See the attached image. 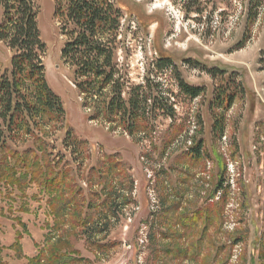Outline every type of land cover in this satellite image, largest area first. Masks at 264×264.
I'll return each instance as SVG.
<instances>
[{"label":"rangeland","instance_id":"obj_1","mask_svg":"<svg viewBox=\"0 0 264 264\" xmlns=\"http://www.w3.org/2000/svg\"><path fill=\"white\" fill-rule=\"evenodd\" d=\"M201 1L202 13L187 14L183 0H122L127 11L117 33V78L125 85V98L137 85L151 96L146 111L152 132L131 134L116 122L89 119L92 103L83 105L73 70L62 58L66 37L53 17L54 0H37L47 42L46 80L61 98L71 129L89 148L61 145L64 124L47 127V159L67 171L65 195L79 201L70 203L62 217L57 203L49 202L52 195L28 174L21 189L0 170L5 264H27L40 251L46 255L50 245L61 239L71 244L74 237L69 249L78 251L77 264H264V0ZM3 19L0 2V25ZM161 52L174 66L156 68ZM12 55L0 41V73ZM181 80L201 87L199 97L181 91ZM227 90L236 93L228 109L215 101ZM156 96L173 113L153 109ZM173 125L185 126L184 131L168 143ZM200 139L206 162L196 167L182 161L180 154ZM31 144L29 139L20 146ZM215 151L226 161L224 170L213 158ZM116 153L124 171L100 178L106 157ZM221 176L224 188L213 199L227 193L223 223L204 233L201 223L186 235L172 207L180 204L178 214L206 206ZM85 215L92 218L88 228L77 224ZM99 242L115 244L99 249Z\"/></svg>","mask_w":264,"mask_h":264},{"label":"trees","instance_id":"obj_2","mask_svg":"<svg viewBox=\"0 0 264 264\" xmlns=\"http://www.w3.org/2000/svg\"><path fill=\"white\" fill-rule=\"evenodd\" d=\"M183 1L184 6L188 5L185 6L187 14L204 11L201 0ZM0 2L4 7L0 41L13 52L9 66L0 73V170L3 168L7 170L6 176L19 184L21 189L25 188L22 186L25 182L24 177L28 174L43 192L52 195L49 202L53 207L55 202L57 203V214L62 217L70 203L77 205L79 201L76 200V196L69 198L65 195L63 188L70 185L67 184V171L57 170V164L47 159L45 153L46 139L49 136L47 127H58L60 124L67 127L61 142L65 147L88 151L89 144L71 129L67 121L68 113L61 98L53 92L46 80L44 58L47 53V42L41 34L40 6L37 0ZM54 5L53 17L61 23L60 33L66 37L61 49L62 58L73 70V80L79 93L85 97L83 105L92 103L93 109L90 111L89 119L102 118L105 121L116 122L131 134L138 131L151 133L153 127L146 111L151 96L144 91L143 85H137L127 91L128 97L125 98L123 96L125 85L117 78L119 65L115 61L116 41L122 25L123 12L127 11L126 5L122 0H54ZM243 45L244 41L238 47L243 48ZM173 62L168 53L161 52L154 64L157 69L165 70L169 66H174ZM147 87L152 89L149 82ZM180 87L181 91L191 97H199L202 92L201 87L190 86L184 80H181ZM228 90L224 91V95L218 93L215 98L217 105H224L226 109L231 106L236 95L235 91L229 93ZM156 107L173 113L172 107L167 106L161 96H156L153 101V109ZM184 127L173 125L171 132L166 133L165 141L171 143L184 131ZM215 128L220 127L217 124ZM29 139L33 140L34 144L23 149L20 145ZM204 142L200 139L194 146L181 153L180 159L192 166L200 167L207 160L202 153ZM214 156L221 170H224L226 167L224 157L218 151L214 152ZM118 158L117 153L106 157L108 159V167L104 172L106 175L99 172L100 178L108 179L109 173L118 168L120 173L124 171L126 164ZM18 173L20 175L14 180V175ZM223 188L221 176L215 191L211 194L212 201L206 206L178 214L180 204L172 207V215H176V224L182 226L186 235L193 234L201 223L203 233L210 226L223 223L227 193H222L217 201L213 199L219 189ZM103 205L111 207L106 201ZM76 211L81 213V210ZM74 216L78 217L76 213ZM91 219L85 215L77 224L88 228ZM73 237L69 235V239ZM76 241L77 238L74 237V244ZM71 244L70 240L61 239L59 243L48 247L46 255L40 251L27 264H77L80 260L77 257L79 253L77 250L69 249ZM113 244L115 243L99 242L98 248L105 249ZM2 249L0 245V264H5L1 255Z\"/></svg>","mask_w":264,"mask_h":264}]
</instances>
